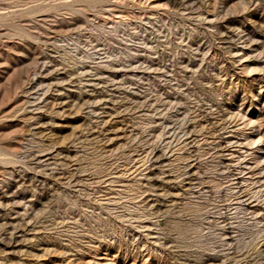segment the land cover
I'll use <instances>...</instances> for the list:
<instances>
[{
    "label": "rangeland",
    "instance_id": "obj_1",
    "mask_svg": "<svg viewBox=\"0 0 264 264\" xmlns=\"http://www.w3.org/2000/svg\"><path fill=\"white\" fill-rule=\"evenodd\" d=\"M0 264H264V0H0Z\"/></svg>",
    "mask_w": 264,
    "mask_h": 264
}]
</instances>
